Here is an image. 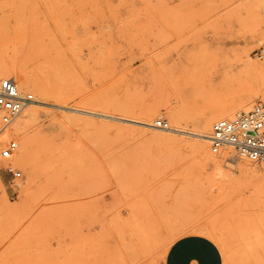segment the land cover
<instances>
[{
    "label": "rangeland",
    "instance_id": "rangeland-1",
    "mask_svg": "<svg viewBox=\"0 0 264 264\" xmlns=\"http://www.w3.org/2000/svg\"><path fill=\"white\" fill-rule=\"evenodd\" d=\"M263 50L264 0H0V80L55 94L0 139L30 155L18 179L0 158V264H160L190 234L264 264V168L148 129L264 100Z\"/></svg>",
    "mask_w": 264,
    "mask_h": 264
},
{
    "label": "built area",
    "instance_id": "built-area-1",
    "mask_svg": "<svg viewBox=\"0 0 264 264\" xmlns=\"http://www.w3.org/2000/svg\"><path fill=\"white\" fill-rule=\"evenodd\" d=\"M33 100L31 93H21L13 78L0 80V130L6 129L22 112L28 102ZM155 125L167 129L169 123L159 117ZM209 150L220 155L226 150L234 156L256 167H264V100H257L250 109L240 112L233 119L220 118L212 123L208 134ZM15 139L8 140L0 148V158L9 159L17 151ZM6 171L13 179L21 172L8 164Z\"/></svg>",
    "mask_w": 264,
    "mask_h": 264
},
{
    "label": "bare ground",
    "instance_id": "bare-ground-1",
    "mask_svg": "<svg viewBox=\"0 0 264 264\" xmlns=\"http://www.w3.org/2000/svg\"><path fill=\"white\" fill-rule=\"evenodd\" d=\"M262 53H264V50ZM261 67L263 69L264 64L261 65ZM11 73H13V72H11V70H9V69H3L0 71V77H4V76L10 77ZM13 76H15L16 80H18L17 81L18 84L16 83L18 85V88H19L20 83H25V77L23 76V74L21 75L18 72V74H15ZM41 81H43V80H41ZM41 81L38 82V84L35 88V91H36L37 95L39 96V98L28 102V104H26V106L23 108L22 112L14 119V121L10 124V126H8L4 130H0V139L1 140L14 137V135H16L17 132L20 131L29 121H32L36 117V114H37V110L35 109V106L37 107V106H40L41 104H44V105L50 104V103H48V101L43 100V98H45V97L48 98L49 95L55 96L54 90L52 89L53 90L52 91V90L48 89L46 86H44L42 84ZM249 108H250L249 106L243 107L242 103L239 105H236V106L235 105L234 106H223L219 110L212 112L210 114V116L198 120L199 129L197 131H194V133L187 131L186 129H184L181 126L182 125L181 120H183V117L179 113L173 114V116L171 118L172 124L169 125V127L167 129H156V128H148V129L151 130V132L149 131V133L152 134L153 137L154 136L158 137V139L159 138H169L171 136V134H175V133H180V134L181 133H184V134L188 133V134L196 135V136H198V139H197L198 141H196V143H193V144L196 145V148L198 150L204 151L205 156L208 157L209 154H212V153L207 148V145L209 144L208 138H207L209 132L207 133L206 130L211 129L213 121H216L219 118L233 119L239 114V111H246ZM75 110H77V109H75ZM84 112L90 113L88 111H84ZM118 119H121V118L118 117ZM134 122H137V121H134ZM142 124L148 125V126H155L150 121H144ZM25 142L28 145L29 144V138H26ZM17 151H18V148H17ZM17 151L11 156V158L4 159L3 165L7 166L8 164H11V166H18L20 164L27 165L30 163V155L27 152H23V153L20 152L17 154ZM229 152H231V151L226 150L223 153H221L220 156L226 157V155L229 154ZM214 156H219V155H214ZM223 161H225V160H223ZM223 161H216L214 164L217 168H220L223 165ZM193 231H199L200 233H203V234L215 239L217 242L221 243L220 237L217 235V233L212 228H205V227L202 228L201 227V228L193 229ZM140 232H141L140 233V241L143 244H148L149 231L146 229H141Z\"/></svg>",
    "mask_w": 264,
    "mask_h": 264
},
{
    "label": "crops",
    "instance_id": "crops-1",
    "mask_svg": "<svg viewBox=\"0 0 264 264\" xmlns=\"http://www.w3.org/2000/svg\"><path fill=\"white\" fill-rule=\"evenodd\" d=\"M160 264H223V256L212 239L190 234L174 240Z\"/></svg>",
    "mask_w": 264,
    "mask_h": 264
}]
</instances>
